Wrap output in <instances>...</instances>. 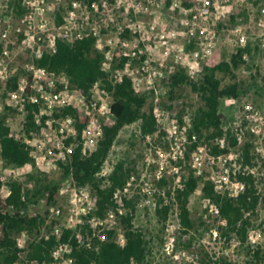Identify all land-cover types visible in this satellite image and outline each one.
<instances>
[{"label": "trees", "instance_id": "trees-1", "mask_svg": "<svg viewBox=\"0 0 264 264\" xmlns=\"http://www.w3.org/2000/svg\"><path fill=\"white\" fill-rule=\"evenodd\" d=\"M22 1L11 2L9 9H13L18 15L24 14L25 9L22 8ZM171 3L172 0H169L168 6ZM232 20H235V17H232ZM62 22V16L58 14V24ZM129 34L127 31L122 35V38H128ZM98 41L99 38L92 35L82 40L75 39L72 42L57 38L56 51H45L42 57L36 60L38 67L66 76L70 90L75 96L80 98L90 94L93 87L99 83L112 94L113 102L109 119L102 123L103 137L97 150L90 156H82L80 148H77L70 160L61 163L62 170L58 180H49L45 173L38 171L30 175L33 182L31 188L16 181L10 184L11 194L8 197H3L0 194V226L2 229L0 259L5 264H13L23 252L19 247L17 235L24 231L41 233V229L45 225V218L42 215L30 217L27 214L22 215L21 210L27 209L31 205H37L41 200H46L49 205L56 203V196L61 185L70 175H73L79 186L92 187L97 207L96 215L104 217L108 209L115 207L114 192L127 185L132 175L136 173L132 162L121 159L114 165L111 172L104 174L106 162L125 127L141 121V135L144 139L147 136L154 137L156 134L160 138L166 136L167 132L163 128L164 122H159L161 117L156 114L153 106H149L150 96L138 92L131 77L124 75L122 81H117L114 77L125 69L131 57L121 56L119 58L115 55L112 67L107 70L104 63L107 61L106 57L110 48L106 47L104 50H100ZM192 46H194L193 43ZM2 52L3 49L0 50V54ZM247 53H251L250 46L239 48L231 62H212L196 78L187 72L185 66L180 65L174 74L164 79V83L167 82L168 93L172 98L177 89L188 85L201 97L204 103L203 107L191 116L189 138L192 141L193 137H196V140L192 141L189 146V151L186 154L187 162L199 145L206 146L209 153L216 158L224 154L230 155L238 150L236 174L238 181L244 185L243 190L237 196H231L228 192L219 193L214 181L208 178L207 174L197 176L196 171L189 166L187 167L189 169L187 177L183 178L179 184L173 185V179L168 177H164L158 182L160 192H164L165 196H157L156 213L160 217L161 223L165 224L173 207L177 205L180 232L183 237L192 236L197 226L192 218L190 199L202 184L203 198L207 202L205 211L208 213L210 204L216 205L219 209L217 220L220 221V224L215 229L224 244L230 246L234 241L240 242L242 246L246 247L247 254L250 256L247 263L262 264L264 249L249 244L250 234L254 229V218L259 216L261 209H264V192L261 191L259 179L254 172L259 164L253 153V144L249 142L241 144L242 130L225 129V115L221 111L224 99H237L245 93L243 83L237 81L235 70L244 64L243 56ZM146 58V55L141 56V60H137L135 65H141ZM219 73L231 77L234 82L224 85ZM19 78L20 74H15L6 82V89L2 96L4 104L7 102L9 92L19 88ZM152 93L155 94L154 90ZM169 109L172 111V106ZM13 111H15L13 107L5 105V110L0 113V156L8 165L14 167H34L35 164L30 156V147L12 136L11 128L6 123L9 113ZM25 111L27 113V134L30 135L32 132L39 134L46 120L51 116L43 115L40 125L36 123V113H41L39 105L28 102ZM53 116L55 118H74L78 137H81L83 129L89 121V118L74 106L65 107ZM178 120L181 124L184 122L181 115ZM69 141L71 142V139ZM221 141L224 142L223 147L220 144ZM173 193L175 201L172 200ZM126 206L128 210L121 217L126 245L120 246L115 241L116 232L113 230L107 232L104 241L96 239L95 246L91 249L77 245L73 237L75 264H131L132 260H135L137 264H149L156 255L152 245L153 240L148 239L145 231L134 224L136 212L134 200L127 201ZM10 207L14 208L13 214L8 210ZM202 225L205 224L202 223ZM89 230L90 226L86 225L83 228V233L87 234ZM73 234V230L64 229L62 240L68 241ZM55 244L54 236H50L49 239L42 238L38 242H31L27 258L39 262L50 261V252ZM183 245L187 249L191 248L193 239H189Z\"/></svg>", "mask_w": 264, "mask_h": 264}, {"label": "built area", "instance_id": "built-area-1", "mask_svg": "<svg viewBox=\"0 0 264 264\" xmlns=\"http://www.w3.org/2000/svg\"><path fill=\"white\" fill-rule=\"evenodd\" d=\"M40 3H44L45 0H38ZM133 10L137 15L142 7L140 0H133ZM164 0H146L144 6L148 8L160 7L163 5ZM223 4L231 5L232 0H218ZM82 2V1H81ZM81 2H74L68 9L67 15L63 16V22L59 26L54 27L55 31L51 32L48 28V21L41 19L38 22L37 15L43 17V12L37 14L36 3L27 2L29 10L26 11L25 25L26 29L22 32V43L25 48L32 52L33 61L27 66V75L19 78V88L15 91L9 92L6 104L0 106V113L5 110V105L13 107L17 112L22 114L26 113V104L31 102L41 107V113H36V123L42 124L43 115L47 114L51 116L43 125L39 134L26 132V121L23 125L21 132L11 135L16 139L23 141L30 147V156L33 159L34 164L39 170L44 173H52L62 170L61 163H65L74 154L77 148H80L81 154L84 157L90 156L97 150L99 142L103 137V121H107L111 114V104L113 102L112 94L105 89L101 84L97 83L90 94L83 95L80 98L75 96L70 90V84L66 76L50 72L46 68L38 67L36 60L40 59L45 51H56V40L61 38L65 41L72 42L75 39H84L90 35L98 37V48L100 46L103 35L109 31L111 26H116L115 39L109 40L103 48L109 47L110 50L107 53V61L104 63L105 69L109 70L112 67L117 46L123 49L121 56L131 57V60L125 66L123 71L118 72L114 77L117 81H122L123 76L127 75L132 78L135 89L140 92V84L143 80L138 78L137 74L147 78L149 93L155 90L156 80L159 78L164 80L166 78L167 69V56L169 55V40L161 37L164 47L168 50L165 55L166 58L154 61L147 54L145 46L140 41L141 29L134 21V18L129 19V15L126 14L125 20H129L128 26H123L119 22L116 24L117 17H115V6L117 0L110 2L108 0H97L94 2H88V4H82ZM216 0H199L198 6L193 8H183L181 0H172V5L177 8H183L184 13L189 16L185 19V25L190 27V33L192 39L189 40V45L195 44L194 50L190 54L200 63H207L210 61L216 53L218 48L217 35L214 30H211L209 25L211 17L214 12V6ZM80 9L82 12L80 14ZM100 18L97 21L96 18H92L91 14L94 13ZM135 17V16H134ZM264 26L263 23H260ZM10 27V26H9ZM200 30V34L197 36V30ZM38 30V31H37ZM42 30V32L40 31ZM129 31L128 38H122V35ZM9 28H7L1 35V38H7ZM230 44L239 48H246L248 44V36L241 28H235L231 32ZM114 42V46L112 43ZM1 43V42H0ZM262 47L264 48V34ZM100 49V48H99ZM101 50V49H100ZM184 51V49H182ZM146 55L147 58L141 65H135L137 60H141V56ZM9 57V51L3 50L0 56V82L6 84V82L13 77L16 72L10 70L6 59ZM246 59V55L243 56ZM135 66V67H134ZM165 85V83H164ZM6 86V85H5ZM167 88V87H165ZM74 106L83 115L89 118L86 127L83 129L81 137H78V131L75 128V119L68 118H55L53 115L61 109ZM252 111V107L248 108ZM258 113H254L257 116ZM184 122L181 124L178 119H170L168 126L166 124L163 128L166 130L165 141L170 146L171 150L164 151V154L160 151L161 159L158 161L156 169L153 171L152 181L148 178L150 174V162H147L145 174L139 178L136 174H133L130 181L122 188H118L113 195L114 208H110L106 211L104 217L96 215L97 207L95 205L94 194L92 187L79 186L70 175L61 185L59 192H71L72 200L68 206L67 213H65L62 207H54L48 215L44 210L43 213L37 211L34 212V207L43 209L47 204L46 200H41L37 205H31L27 209L21 210L22 215H28L30 217H37L42 215L45 218V225L42 227L46 229L49 227V232L43 230V234L37 237L36 242L42 238L49 239L50 236L56 238V244L50 252V261L39 262L37 260H30L27 258L29 252V245L27 244V238L29 237V231H24L22 236L24 238V244H19V247L23 250L20 254V258L13 264H75L74 243L75 238L77 245L91 249L95 246V240L104 241L107 237V232L115 231V241L120 246L126 245L125 232L121 223V217L126 214L128 207L127 201L135 200L141 196L144 199V203L151 205L155 202L157 196H165L164 192H160L158 182L167 177V168L171 166V173H179L183 171V167L187 165L186 154L189 151L192 141L196 140L193 137L192 141L189 138V130L191 128V116L187 115L183 118ZM7 121H9L7 119ZM160 122V121H159ZM7 123V122H6ZM8 125V123H7ZM9 126V125H8ZM10 127V126H9ZM153 136H147L145 139L149 144H152ZM71 139V142L69 141ZM70 142V143H69ZM223 147L224 142L221 141ZM207 153L209 163L211 164V172L208 178H211L215 185L216 190L219 193H229L231 196H237L238 193L243 190L244 185L238 181L236 174L235 164L232 163V154L221 155L218 158L212 156L207 147L199 145L197 149L192 153L193 169L196 171L197 176L204 175L203 170V154ZM220 161H223V169L218 168ZM233 166L235 168H233ZM8 165L0 156V194L3 197H8L11 194L10 184L18 181L17 175L19 170L23 169ZM106 174V173H104ZM175 174V175H176ZM173 179V178H172ZM174 193L172 200L175 201ZM168 202V199H166ZM170 201V199H169ZM176 206V216L178 218V206ZM13 207L8 208L13 214ZM174 210L172 209V212ZM171 212V213H172ZM165 223L166 230L163 238L162 251L152 258L149 264H162V259L172 260L175 264H236L234 254L231 257L224 258L221 253H209L208 256L200 260L199 254L190 253L187 249L180 250L178 247V240L175 236V232L180 230L178 225L171 223L169 218ZM208 213L215 218L219 215V209L216 205L210 204ZM47 214V215H46ZM179 220V219H178ZM222 223V222H221ZM224 223V222H223ZM89 225L90 230L87 234L83 233V228ZM64 229L73 230L74 234L68 241H63ZM0 226V236H1ZM214 241L219 243L224 242L219 237L217 230H211ZM255 235V236H254ZM261 231L252 230L249 238V244L253 247H263V238L261 237ZM33 241V242H34ZM234 243V242H233ZM238 244L240 242L237 241ZM235 244V243H234ZM234 244L228 246L233 247ZM225 245V244H224ZM98 248V247H97ZM1 253V249H0ZM233 257V258H232ZM246 259L244 264H248ZM225 262V263H224ZM0 264H5L0 259ZM131 264H137L135 260H132ZM264 264V262L262 263Z\"/></svg>", "mask_w": 264, "mask_h": 264}, {"label": "rangeland", "instance_id": "rangeland-1", "mask_svg": "<svg viewBox=\"0 0 264 264\" xmlns=\"http://www.w3.org/2000/svg\"><path fill=\"white\" fill-rule=\"evenodd\" d=\"M15 0H0V33L2 34L7 28L9 33L7 38H1L0 35V50L7 49L9 51V57L6 62L9 65L10 70L20 74V77L27 75V66L32 63V52L27 50L22 43L23 31L27 28L25 25L26 11L29 10L27 2L36 3L37 14L43 12V17L37 15L38 22L41 19L48 21V28L51 32L55 31L58 24V14L62 17L67 15V9L74 2H81L82 4H88V0H45L44 3L38 5V0H23L22 8L25 9L24 14L18 15L13 9H9L11 2ZM110 2V0H108ZM169 0H164L163 5L160 7L148 8L144 6L146 0H140L142 7L141 11L135 15L133 0H117L115 6V17H117L116 24L119 22L123 26H128L129 20H125L126 14L130 18H134L137 26L141 29L140 41L145 46L147 54L154 61L162 58H166V52L168 51L164 47L161 37L169 40V55L167 56V69L166 77L174 74L177 67L180 65L187 68V72L197 77L201 74L205 67L210 66L212 62H231L233 55L237 54V47L230 44L231 32L235 28H241L248 36L247 46L251 47V53L245 54L246 59L243 58L244 64L237 70V81L242 82L244 86V92L241 97L237 99H224L221 105V111L225 115L224 127L226 130H242L241 144L249 142L253 144V153L257 157L258 168L254 170L260 182V189L264 192V48L262 47L264 26V0H232L231 5L223 4L221 1L216 0L214 6V12L211 17L209 25L211 30H214L217 35L218 48L213 58L207 63H200L190 54L195 48L189 45V40L192 39L190 33V27L186 26L185 19L187 16L183 8H193L198 6L199 0H181L183 8L174 7L171 3L168 6ZM27 4V5H26ZM80 14L82 9H80ZM135 16V17H134ZM92 18H96L100 21V18L94 13L91 14ZM235 17V20H232ZM10 26V27H9ZM116 26H111L109 31L103 35L99 48L104 50L103 46L109 42L110 39H115ZM38 31V30H37ZM40 31V30H39ZM42 32V30L40 31ZM57 32V31H55ZM197 36L200 34V30H197ZM114 46V42L112 43ZM184 49V51H182ZM123 49L117 46L114 51L117 57H121ZM1 56V54H0ZM223 79V84H230L234 82L229 76L218 74ZM142 83L140 84V92L148 94L150 96L149 106H153L156 114L161 117L160 122H164L166 127L168 126L170 119H178L179 115L184 118L187 115L192 116L199 108L203 107V100L197 95L190 86H185L176 90L174 97L172 98L168 93L167 82L164 85V80L157 79L155 85V94L149 93L147 78L140 73L137 74ZM5 84L0 82V106L4 105L2 101L3 93L5 92ZM172 106V111L169 107ZM252 107V111L248 108ZM184 110H181V109ZM258 113L254 116V113ZM27 114L17 112V110L10 112L6 121L11 128L12 134L21 132L23 125L26 121ZM164 117V118H162ZM163 120V121H162ZM166 137V136H165ZM164 138H160L157 134L152 138V144H149L146 139L141 135V121L125 127L110 154L108 161L106 162L104 173H109L113 169L114 165L121 159H126L133 163L136 169L137 177L141 178L146 171L147 162H150V174L148 178L152 181L153 171L156 169L158 161L161 159L160 151L164 154V151L171 150L168 147ZM236 152V153H235ZM233 152L232 163L238 167V150ZM208 154H203V170L204 174L209 175L211 172V164L209 163ZM223 161H220L218 168L223 169ZM193 168L192 156L187 162V165L183 167V171L179 173H171V166L167 168L166 175L168 178H173V185H177L181 180L187 177L189 169ZM233 168H235L233 166ZM42 172L34 167H25L19 170L17 175L18 182H22L25 187L31 188L33 182L30 179V175L37 172ZM44 173V172H43ZM49 180H58L61 172L45 173ZM176 174V175H175ZM202 184L199 189L191 196L190 207L192 210V218L196 222V231H193L192 236L193 246L189 249L184 247V242H188L191 239L189 236L183 237L180 230L177 229L175 236L178 240V247L180 250L187 249L190 253L199 254L200 260L205 258L209 253H221L224 258H230L234 254L236 264H244L248 258L247 249L245 246L238 244L234 241V245L231 248L224 245L222 242L214 241L211 230L216 228L220 221L213 215L207 213V202L203 198ZM72 200L71 192H59L56 196V203L45 204L43 209L34 207V212L43 213L47 210V214L50 215L54 207H62L67 213L68 206ZM136 212L134 224L137 227L142 228L148 239H152V245L155 252L159 254L163 248V238L166 230L164 223H161L160 217L156 213V202L151 205L144 203V199L140 197L135 198ZM173 212L169 218L171 223L178 225V218L175 214L176 206L173 207ZM209 210V209H208ZM46 214V215H47ZM211 216V217H209ZM204 223L205 225H202ZM254 230L261 231L264 247V209L259 211V216L254 218ZM49 232V227L43 229ZM29 232L27 238V244L33 242L37 237L43 234ZM255 236V235H254ZM18 244H24V238L22 234L17 235ZM233 258V257H232ZM162 264H175L172 260L162 259ZM232 264V263H227Z\"/></svg>", "mask_w": 264, "mask_h": 264}]
</instances>
